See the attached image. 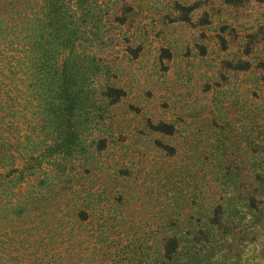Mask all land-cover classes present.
Segmentation results:
<instances>
[{
	"label": "rangeland",
	"instance_id": "374dc122",
	"mask_svg": "<svg viewBox=\"0 0 264 264\" xmlns=\"http://www.w3.org/2000/svg\"><path fill=\"white\" fill-rule=\"evenodd\" d=\"M97 4L81 45L95 107L75 158L45 165L65 192L45 196L44 222L63 226L46 249L64 264H264V0Z\"/></svg>",
	"mask_w": 264,
	"mask_h": 264
},
{
	"label": "trees",
	"instance_id": "16d2710c",
	"mask_svg": "<svg viewBox=\"0 0 264 264\" xmlns=\"http://www.w3.org/2000/svg\"><path fill=\"white\" fill-rule=\"evenodd\" d=\"M99 11L97 0H0V264H64L51 249L63 226L42 216L46 194L65 192L45 165L75 158L95 107L99 65L81 45L96 32ZM63 209L73 221L84 216ZM175 246L173 237L163 241L167 254Z\"/></svg>",
	"mask_w": 264,
	"mask_h": 264
}]
</instances>
